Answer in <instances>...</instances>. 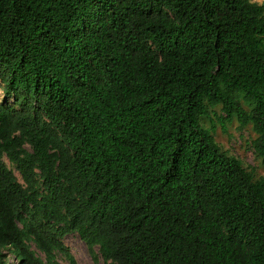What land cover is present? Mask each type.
I'll return each instance as SVG.
<instances>
[{
	"label": "trees",
	"instance_id": "16d2710c",
	"mask_svg": "<svg viewBox=\"0 0 264 264\" xmlns=\"http://www.w3.org/2000/svg\"><path fill=\"white\" fill-rule=\"evenodd\" d=\"M0 92V264H264V1L0 0Z\"/></svg>",
	"mask_w": 264,
	"mask_h": 264
},
{
	"label": "rangeland",
	"instance_id": "374dc122",
	"mask_svg": "<svg viewBox=\"0 0 264 264\" xmlns=\"http://www.w3.org/2000/svg\"><path fill=\"white\" fill-rule=\"evenodd\" d=\"M254 3H262L264 0H251ZM3 100V95L0 92V102ZM217 115L219 114L218 109L215 110ZM204 128H210L213 124L215 128L213 137L216 144L229 156H232L243 164L246 169H255L257 176H262L264 172V165L259 159L256 158L252 148L251 142L256 138L250 127L243 130L239 129L238 124L234 121L232 124L227 125L225 132L221 129V126L216 121V116H210L209 119H203L201 121ZM6 164L7 161L4 159ZM17 178L20 180L19 175L15 173ZM65 247L71 253L76 264H104L103 260L99 257L97 262H94L88 252L85 244L80 240L77 234H69L62 240ZM0 253L7 255L4 250H0ZM6 264H17L14 257L8 255L5 260ZM58 264H68L62 256L57 257Z\"/></svg>",
	"mask_w": 264,
	"mask_h": 264
}]
</instances>
